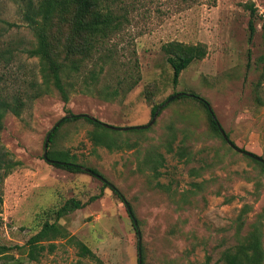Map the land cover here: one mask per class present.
I'll use <instances>...</instances> for the list:
<instances>
[{
  "label": "rangeland",
  "instance_id": "obj_1",
  "mask_svg": "<svg viewBox=\"0 0 264 264\" xmlns=\"http://www.w3.org/2000/svg\"><path fill=\"white\" fill-rule=\"evenodd\" d=\"M251 3L258 11L254 18ZM116 10L124 15L120 30L96 55L98 64L89 63L75 79L65 103L56 90L30 98L43 84L39 59L28 53L35 38L17 0H0V75L28 97L21 116L8 114L0 133L16 164L1 188L0 244L22 260L15 264H140L129 205L145 264H203L207 256L211 264H223L222 252L238 243L242 207L253 210L241 235L264 207V172L212 131L195 98L166 103L148 129L114 130L111 149L94 145L95 126L85 119L59 129L49 150L71 153L85 169H97L124 200L97 175L52 165L44 158L45 142L70 113L118 128L145 126L155 106L184 92L207 99L230 139L264 158V81L255 90L262 73L257 60L264 54V0H119ZM251 20L257 27L252 39ZM171 41L208 48L178 84L163 49ZM101 64L105 70L92 86L89 71ZM156 159L163 162L159 174L152 170ZM192 169L202 174L195 177ZM195 182L203 189L193 194ZM72 198L84 207L60 223L90 247L95 260L59 240L54 253L28 261L21 248L40 230L43 213Z\"/></svg>",
  "mask_w": 264,
  "mask_h": 264
},
{
  "label": "trees",
  "instance_id": "obj_2",
  "mask_svg": "<svg viewBox=\"0 0 264 264\" xmlns=\"http://www.w3.org/2000/svg\"><path fill=\"white\" fill-rule=\"evenodd\" d=\"M118 1L17 0L22 20L35 38V44L33 48L28 50V53L31 57L39 59L40 72L43 78V84L38 85L34 93H31V99L42 97L46 93L56 90L63 101L69 103L70 93L75 88V79L80 76V73L84 72L89 63H93L95 66L98 64V62H94L96 55L103 53L102 50L106 43L120 30L124 15L119 14L116 10ZM248 8L251 11L252 18H254L258 12L255 5L251 3ZM249 29L250 39H252L257 30L253 20L250 21ZM163 49L167 55V62L173 68L174 84H178L183 71L193 62L203 60L208 52V48L204 44H186L180 41L168 42L163 45ZM257 66L258 69L262 70V73L261 80H259L255 90L264 81V54L258 58ZM104 70L105 66L101 64L99 69L94 68L89 71V79H93L92 86H96ZM10 88L6 78L0 75V133L5 128L6 116L8 114L21 116L26 106V98H28L26 92L14 91ZM187 94L189 93H184L180 96V99L195 98L204 109L212 131L224 139L218 127L220 122L211 103L198 95L192 94L194 96H191ZM167 101L153 108V118L158 109L163 107ZM256 101L263 104L259 96L256 97ZM80 119H85L95 126L94 131L90 133L94 145L105 146L109 149L114 146L111 135L114 130L105 127L101 121L93 117L89 118L70 113V115L60 120L58 127L51 133L49 147L54 143L57 132L64 124ZM227 136L230 139L229 134ZM230 141L238 147L234 141L231 139ZM179 153L181 157H185L186 148H181ZM246 156L264 172L263 162L256 160L254 157ZM48 157L54 161L51 164L58 168L74 173L88 171L101 177L104 180V186L111 188L115 194L124 200L118 190L108 183L97 169H85L83 165L72 160L71 153L49 150ZM188 159L191 161L192 156ZM162 164L163 162L160 159H156L153 162L152 170L159 174V168ZM15 165L9 152L3 146L0 136V198L2 197V184ZM200 170L192 169L191 173L198 177L202 174ZM192 187L196 190H190V192L195 194L198 190L203 189V184L195 182L192 183ZM1 206L2 201H0V208ZM82 207H84V204L81 201L72 198L60 208L45 211L42 215L43 221L40 230L31 236L24 249L21 248L23 250L21 254L26 255L28 261L37 262L43 252L48 251L51 254L55 252L57 241L67 240L78 248L80 256L95 260L96 255L90 247L76 237H72L60 223L63 217ZM252 210L253 206L251 204L242 207L238 216V243L222 252L220 261L223 264H264V207L258 213L256 220L250 225V230L241 235L242 229L246 226V217ZM128 212L138 232L137 221L134 219L132 209H128ZM0 259L2 260L0 264H15L18 260L13 254V249L3 244H0ZM21 261L18 260L19 263ZM142 264H145L144 256L142 257ZM203 264H211V257L207 256Z\"/></svg>",
  "mask_w": 264,
  "mask_h": 264
},
{
  "label": "water",
  "instance_id": "obj_3",
  "mask_svg": "<svg viewBox=\"0 0 264 264\" xmlns=\"http://www.w3.org/2000/svg\"><path fill=\"white\" fill-rule=\"evenodd\" d=\"M182 95H184V93H178V94H176V95L171 96V97L168 99L167 103H170L171 101L175 100L176 98H178V97H180V96H182ZM187 95L194 96V95H192V94H187ZM161 108H162V107H161ZM161 108L158 109V111L155 113V117L152 119V121H151L149 124L145 125V126L129 127V128H118V127H114V126H111V125L106 124V123H103V125H104L105 127L109 128V129L116 130V131H117V130H134V129H135V130H144V129H148V128H150V127L156 122L157 117H158V115H159V113H160ZM82 115L85 116V117H89V118H91V116H89V115H87V114H82ZM58 125H59V123H58V124H57V125H56V126L50 131V132H49V134L47 135V138H46V142H45V153H44V158H45L47 161H49L50 163H54V161L51 160V159L48 157V151H49V143H50V139H51V133H52V132L58 127ZM218 127H219V129H220V131H221V133H222L224 139H225V140L229 143V145H230L231 147H233L237 152L242 153V154H245V155H248V156H250V157H254L256 160H259V161H261V162L264 163V159H262L260 156H257V155H255V154H253V153H251V152H248V151L242 150L241 148L234 146V145L231 143L230 139L228 138L227 133H226V131L224 130V128L222 127V125H221V124H218ZM100 178H101V177H100ZM128 209H129V210L131 209L129 205H128ZM138 237H139V259H140V264H142V237H141V232H140V230L138 231Z\"/></svg>",
  "mask_w": 264,
  "mask_h": 264
}]
</instances>
